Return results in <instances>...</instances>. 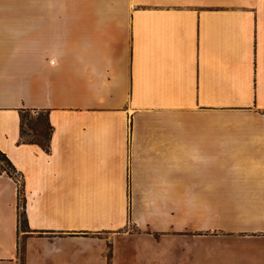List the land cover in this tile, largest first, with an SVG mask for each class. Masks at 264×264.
Wrapping results in <instances>:
<instances>
[{
	"label": "crops",
	"instance_id": "crops-1",
	"mask_svg": "<svg viewBox=\"0 0 264 264\" xmlns=\"http://www.w3.org/2000/svg\"><path fill=\"white\" fill-rule=\"evenodd\" d=\"M0 151L22 176L0 172V264L20 237L23 264H118L116 237L184 212L197 237L264 240V0L0 5Z\"/></svg>",
	"mask_w": 264,
	"mask_h": 264
},
{
	"label": "rangeland",
	"instance_id": "rangeland-1",
	"mask_svg": "<svg viewBox=\"0 0 264 264\" xmlns=\"http://www.w3.org/2000/svg\"><path fill=\"white\" fill-rule=\"evenodd\" d=\"M79 0H0V5H30L32 3H65ZM45 115L30 111L25 114V130L28 136L35 137L33 129L38 128L39 120L45 123ZM37 137V135H36ZM12 173L11 162L0 151V172ZM23 200L19 202L20 219H24ZM191 213L184 212L176 222L169 221L168 232H150L146 234H124L115 239L114 259L118 264H264V240H240L231 236L216 235L213 238H201L192 234ZM220 220L219 218L217 219ZM224 220V219H221ZM174 224L173 229L171 225ZM21 229L25 223L20 222ZM183 227L185 232L176 230ZM182 228V229H183ZM146 231L144 228L131 226L134 231ZM20 257L23 264V240L19 239Z\"/></svg>",
	"mask_w": 264,
	"mask_h": 264
},
{
	"label": "trees",
	"instance_id": "trees-1",
	"mask_svg": "<svg viewBox=\"0 0 264 264\" xmlns=\"http://www.w3.org/2000/svg\"><path fill=\"white\" fill-rule=\"evenodd\" d=\"M30 111H32V110H23L21 112V139H22L23 142L38 143L44 149L49 150L50 139H51V134H52V126H51V124L49 122V116H48L47 113L41 112V113H43L45 115V117H44L45 123L42 124V121L39 120L38 128L37 129H33L35 137H30V136L27 135L26 130H25V125H24L25 114L27 112H30ZM36 135H37V137H36ZM21 199L23 200V203H24V199H23L22 195L19 197V202H20ZM20 222L22 224L25 223V226H27V219H26L25 212H24V219L23 220L20 219Z\"/></svg>",
	"mask_w": 264,
	"mask_h": 264
},
{
	"label": "built area",
	"instance_id": "built-area-1",
	"mask_svg": "<svg viewBox=\"0 0 264 264\" xmlns=\"http://www.w3.org/2000/svg\"><path fill=\"white\" fill-rule=\"evenodd\" d=\"M13 177V179L15 180L17 186L19 187V189L22 186V176L19 175V173H14L11 175Z\"/></svg>",
	"mask_w": 264,
	"mask_h": 264
}]
</instances>
